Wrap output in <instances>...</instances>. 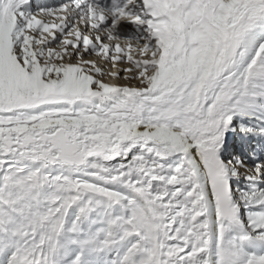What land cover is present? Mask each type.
Instances as JSON below:
<instances>
[{"label":"snow or ice","instance_id":"1","mask_svg":"<svg viewBox=\"0 0 264 264\" xmlns=\"http://www.w3.org/2000/svg\"><path fill=\"white\" fill-rule=\"evenodd\" d=\"M0 264H264V0H0Z\"/></svg>","mask_w":264,"mask_h":264}]
</instances>
